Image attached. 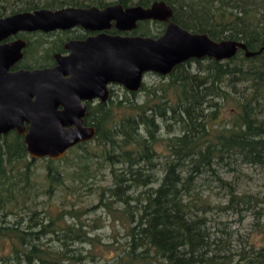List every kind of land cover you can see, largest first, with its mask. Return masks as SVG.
<instances>
[{
  "label": "trees",
  "instance_id": "trees-1",
  "mask_svg": "<svg viewBox=\"0 0 264 264\" xmlns=\"http://www.w3.org/2000/svg\"><path fill=\"white\" fill-rule=\"evenodd\" d=\"M154 1L15 0L10 6L0 3V17L65 6L147 7ZM163 1L184 28L242 40L251 50L264 46V0ZM148 21L166 25L140 20L138 34L163 32L149 30ZM165 77L141 101L88 103L84 121L95 126L92 139L101 145L112 179L100 187L96 207L122 218L125 226V240L114 236L99 259H89L77 244H91L88 233L98 227L94 218L86 229L73 205L42 203L66 187L63 156H43L46 170L40 175L34 166L38 157L29 154L23 135L15 130L0 135V264H264V244L240 242L233 248L230 236L211 230L215 218L209 214L215 207L236 213L250 209L257 221L263 219L259 229L264 227V193L239 191L218 171L237 159L264 166V49L250 56L238 49L225 59L192 57ZM225 103L227 118L221 111ZM159 157L163 174L155 176ZM211 181L226 189V202L201 190Z\"/></svg>",
  "mask_w": 264,
  "mask_h": 264
},
{
  "label": "water",
  "instance_id": "water-1",
  "mask_svg": "<svg viewBox=\"0 0 264 264\" xmlns=\"http://www.w3.org/2000/svg\"><path fill=\"white\" fill-rule=\"evenodd\" d=\"M174 10L163 0L149 6H65L39 8L0 17V39L18 31L53 30L80 24L92 29L108 27L111 21L121 30H131L138 20L156 19L166 25L158 36L98 34L69 42V55L55 54L52 67L10 70L22 56V39L0 44V135L9 129L23 134L32 157H62L67 149L95 134L94 126L82 124L85 103L81 99L108 96L106 83L118 82L138 89L142 75H161L189 58L204 56L225 59L238 49L246 56L259 53L242 40L214 39L173 20ZM61 105L62 108L58 106ZM27 123V127H26ZM73 125V126H71Z\"/></svg>",
  "mask_w": 264,
  "mask_h": 264
},
{
  "label": "rangeland",
  "instance_id": "rangeland-1",
  "mask_svg": "<svg viewBox=\"0 0 264 264\" xmlns=\"http://www.w3.org/2000/svg\"><path fill=\"white\" fill-rule=\"evenodd\" d=\"M0 3L10 6L14 5L16 2L15 0H3ZM8 12H10V9H8ZM144 26L148 27L152 32H157L164 28V24L154 21H148L144 23ZM138 31V29L135 30V32ZM30 37L31 39L35 38L37 40H42L43 38V36L38 33ZM44 46L45 50L42 52H35L38 61L46 59L45 52H48V44ZM167 80L168 78H166L165 75L152 71L146 72L143 77V87L141 86L138 90L136 99L138 98L141 101L146 97L150 87L157 86L161 84V82ZM116 90L117 95H123L124 92L120 87L116 88ZM228 108L229 105L225 103L221 109L222 114L226 115L225 118L230 115V110H228ZM83 141L87 142L80 147L73 146L75 149H68L60 159V164L66 167L67 173H69L66 187L62 192L55 194L53 197L45 196V198L42 199V203L47 202L53 208L61 205H73L79 210L78 216L81 222L86 224L84 225L86 229H89L93 221H95L94 224L98 225V227L88 233V235L93 238L91 244L86 241L77 244L83 248V251L86 252L89 259L91 257L99 259L98 254H101L100 250L105 248L104 245L106 243L113 242L114 236L118 237L119 242L125 240V226L121 223L122 218H120L119 221L115 218L116 216L114 214L106 212L103 207H96L100 187L112 184L110 167L108 163L103 160L101 145L95 139L91 137ZM154 162L155 166L153 168V173H155V176H161L163 174L160 170L162 157L156 158ZM46 163L47 159L44 157H38L35 161L34 166L37 167V171L40 175L46 170ZM230 163V169L227 166L218 168L221 176L234 182L239 191L259 192V194L264 193V166L242 161L240 159L231 160ZM115 166L118 167L116 169L121 170L122 164L118 163ZM201 190L206 194H210L215 202H226V189L222 187L218 181H211L209 187L202 186ZM60 202H62L61 205ZM114 205L119 207V203H115ZM86 208H88L87 211H85ZM209 214L215 218L213 225H211V230L217 236H230L229 243L233 244V248L236 249L240 245V242H244L246 246L251 244L260 246L264 244V227L259 229V227L263 226V219L257 221L255 217H253L252 210L247 209L242 210L241 213H236L231 209L222 210L215 207ZM67 217L70 219L68 215ZM90 217L94 218V220H90ZM71 220L72 219L69 221ZM47 242L51 243L49 240H46V243Z\"/></svg>",
  "mask_w": 264,
  "mask_h": 264
},
{
  "label": "flooded vegetation",
  "instance_id": "flooded-vegetation-1",
  "mask_svg": "<svg viewBox=\"0 0 264 264\" xmlns=\"http://www.w3.org/2000/svg\"><path fill=\"white\" fill-rule=\"evenodd\" d=\"M139 21L140 20L137 21V25ZM136 28L137 26L131 30H121L115 26L113 21H111L110 26L100 28V29H92V28H88L80 24H75L70 27L56 28V29L48 30V31H43L39 29L32 30V31L23 30V31H18L14 34H11L5 38L0 39V44L5 43V42H11L16 39H22L25 41V44L21 47L22 56L19 57L13 63V65L10 66V70H17L21 68L33 69V68H42V67H52L56 65L57 63V60L55 57L56 53H59L62 56L69 55L71 53L72 49H70V47L68 46L69 42L71 41L83 40V39H86L88 37L95 36L98 34H105V35H110V36H114V35L125 36V35L138 34L137 32H135ZM36 33L41 34L43 36L42 40H37L35 38L31 39L30 36ZM47 44H48V48H47L48 52L47 51L45 52L46 59L42 61H38L36 59L35 52L36 51L42 52L43 50H45L44 45H47ZM42 57H45V56H42ZM145 73H143L142 75V82H141L140 87L143 84V77ZM118 87H120L123 90L124 92L123 95L116 94L117 93L116 88ZM140 87L138 89H128L118 82H113V81L107 82L106 88L108 91V96L104 100H102L100 96L92 97L90 99H81V102L85 103L86 105L85 114L82 116V119H83L82 124L87 125V126H93L91 124H86L84 121V117L87 114L88 103L109 102V101L115 102V101H125L129 99L130 100L136 99V95ZM58 107L62 108L61 105H59ZM26 127H27V123H26ZM10 130H15L17 133H19L14 128L9 129L8 131ZM80 142L82 141H79L77 143H80ZM77 143H75L74 145H76Z\"/></svg>",
  "mask_w": 264,
  "mask_h": 264
}]
</instances>
